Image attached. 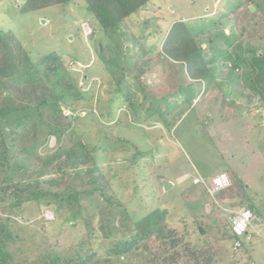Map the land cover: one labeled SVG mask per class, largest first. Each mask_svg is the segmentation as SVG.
Segmentation results:
<instances>
[{
  "label": "rangeland",
  "instance_id": "rangeland-1",
  "mask_svg": "<svg viewBox=\"0 0 264 264\" xmlns=\"http://www.w3.org/2000/svg\"><path fill=\"white\" fill-rule=\"evenodd\" d=\"M23 2L0 0V30L12 33L33 61L48 53L62 56V66L45 74L44 81L64 115L73 119L82 142L98 149L95 160L112 177V190L122 204L117 221L134 222L165 209L171 229L193 244L217 246L218 264H242V249L233 251L234 240L227 233L235 212L248 206L261 235L242 244L252 264H264V104L258 98L248 102L240 94L242 71H233L232 82L229 77L224 84L218 81L220 94L188 81L178 64L165 65L167 83L183 87L182 95L172 100H143L134 80L145 67L140 55H153L172 24L194 33L233 10L225 36L216 41L219 54L210 55L236 58L248 49L264 54V0L250 6L245 0H153L107 32L86 16L82 1L21 13ZM85 24L95 31L91 40L81 31ZM158 108L166 123L154 114ZM54 146L49 138L47 148ZM221 172L228 174L231 187L210 197L205 186ZM194 179L199 184H192ZM163 182L170 184L166 190ZM22 217L12 219L19 247L29 260L43 251H72L85 234L81 222L70 226L65 210L25 205ZM195 223L205 234L197 236ZM116 225V239L127 237ZM93 228L90 247L102 254L112 238L96 223ZM156 242L152 238L148 245ZM150 256L142 249L123 261L101 258L95 264H145Z\"/></svg>",
  "mask_w": 264,
  "mask_h": 264
},
{
  "label": "trees",
  "instance_id": "trees-1",
  "mask_svg": "<svg viewBox=\"0 0 264 264\" xmlns=\"http://www.w3.org/2000/svg\"><path fill=\"white\" fill-rule=\"evenodd\" d=\"M78 1L84 3L86 16L97 23L99 30L107 32L135 12L146 10L153 0H24L19 10L29 13ZM256 3L257 0H245L248 6ZM235 11L194 33L181 24H172L154 56L144 51L140 56L145 67L134 76L143 100L154 96L172 100L182 95V86L167 83L164 67L178 64L188 81L202 83L205 89H218L220 94L223 93L218 81L224 84L229 77L232 82L233 71L241 70L244 84L239 88L240 94L248 102L258 98L264 104V54L248 49L236 58L210 55L219 54L216 41L225 36V27ZM90 31L89 40L95 34L91 28ZM243 36L241 32L240 37ZM146 53L149 56L144 59ZM61 60L62 56L48 53L33 61L12 33L0 30V264H95L101 258L123 261L142 249L151 254L145 264H218L217 246L209 242L193 244L187 235L171 229L165 209L150 212L134 222L117 221L123 214L122 204L112 190V177L103 174L95 160L98 149L82 142L73 119L64 115L44 81L45 74H53L62 66ZM222 98L224 105V95ZM155 113L166 123L160 108ZM49 138L55 140L53 149L47 148ZM32 204L67 211L70 226L77 222L84 226L82 241L72 251H43L29 260L19 247L22 242L12 218L19 216L23 220L25 205ZM246 209L252 212L248 206ZM95 223L100 232L112 238L102 254L90 247ZM116 224L127 237L116 239ZM195 224L205 234L204 227ZM196 234L200 236L198 231ZM227 235L234 240L230 227ZM152 238L157 242L150 246L148 241ZM242 255V264H251L243 244Z\"/></svg>",
  "mask_w": 264,
  "mask_h": 264
},
{
  "label": "built area",
  "instance_id": "built-area-1",
  "mask_svg": "<svg viewBox=\"0 0 264 264\" xmlns=\"http://www.w3.org/2000/svg\"><path fill=\"white\" fill-rule=\"evenodd\" d=\"M81 31L84 36L87 37L90 34V28L88 25L81 27ZM192 184H199V180L194 179ZM231 187V180L227 173L221 172L217 174L207 185L205 186L206 192L210 197H213L222 190H226ZM256 219L254 214L247 210L241 209L237 211L230 223V232L234 238L232 249L234 252L242 249V241H250L253 236H260V227L252 224Z\"/></svg>",
  "mask_w": 264,
  "mask_h": 264
},
{
  "label": "water",
  "instance_id": "water-1",
  "mask_svg": "<svg viewBox=\"0 0 264 264\" xmlns=\"http://www.w3.org/2000/svg\"><path fill=\"white\" fill-rule=\"evenodd\" d=\"M250 9L253 11V8H252V7H250ZM163 186H164V189L166 190V188H167L168 186H170V184H168L167 182H163ZM198 232H199L200 234H202L200 228L198 229Z\"/></svg>",
  "mask_w": 264,
  "mask_h": 264
},
{
  "label": "crops",
  "instance_id": "crops-1",
  "mask_svg": "<svg viewBox=\"0 0 264 264\" xmlns=\"http://www.w3.org/2000/svg\"><path fill=\"white\" fill-rule=\"evenodd\" d=\"M241 210V209H240ZM236 213V212H235ZM248 258H249V256H248ZM250 259V258H249ZM250 262H251V260H250ZM251 264H252V262H251Z\"/></svg>",
  "mask_w": 264,
  "mask_h": 264
}]
</instances>
